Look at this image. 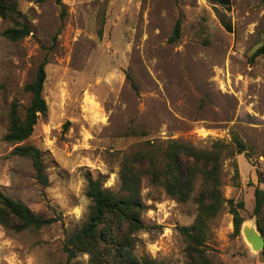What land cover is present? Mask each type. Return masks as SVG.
Segmentation results:
<instances>
[{"label": "rangeland", "instance_id": "obj_1", "mask_svg": "<svg viewBox=\"0 0 264 264\" xmlns=\"http://www.w3.org/2000/svg\"><path fill=\"white\" fill-rule=\"evenodd\" d=\"M17 3L19 22L31 33L11 42L2 36L11 23L0 19V190L54 222L19 233L0 226V264H67L65 239L89 205L85 175L116 192L124 154L170 139L211 149L236 132L249 160L223 162L221 190L225 199L243 201L244 222L255 223L253 190L264 188L256 176L264 173V56H250L263 42L264 0ZM176 22L179 37L171 41ZM43 60L47 112L24 144L42 153L46 187L2 139L10 104L28 105L23 87ZM142 200L148 210L135 256L187 264L179 228L194 222L193 199L179 203L146 180ZM232 232L225 205L209 224L207 251L215 263L264 264V250L253 252Z\"/></svg>", "mask_w": 264, "mask_h": 264}, {"label": "trees", "instance_id": "obj_2", "mask_svg": "<svg viewBox=\"0 0 264 264\" xmlns=\"http://www.w3.org/2000/svg\"><path fill=\"white\" fill-rule=\"evenodd\" d=\"M55 2L61 5V0ZM217 2L230 4V0ZM0 19L11 23L2 33L11 42H17L31 33L26 23L19 22L22 13L17 0H0ZM179 31L180 23L176 22L171 41L178 39ZM262 36L263 42L253 51L250 61L264 56V28ZM45 65L43 60L34 78L23 87V91L30 96L28 105L22 108L16 100L10 104L7 130L2 138L14 146L11 155L30 161L34 178L43 187L48 185V177L42 153L24 142L31 137L39 116L47 112V104L42 96ZM127 77L135 87L132 78L129 75ZM236 155H244L249 160L248 148L236 132L231 134L230 143L216 141L211 149H198L170 139L160 145L148 143L142 149L124 154L118 171L120 187L116 192L104 188L99 178L94 179L86 174L85 197L89 205L81 225L65 239L63 251L67 256V264L155 263L150 259L141 262L135 256V234L145 228L142 216L148 210L142 200L146 180L179 203L193 199L196 205L194 222L188 227L179 228L187 264H217L207 251L210 222L225 205L232 218L234 237L240 236L244 222L241 216L244 202L225 199L221 190L223 162ZM256 176L258 184H264V173L257 171ZM253 198V216L258 231L264 237V188L255 187ZM53 222V219L35 213L20 200L0 190V226L3 228L15 233L38 231ZM80 256H86L87 262L76 260Z\"/></svg>", "mask_w": 264, "mask_h": 264}, {"label": "water", "instance_id": "obj_3", "mask_svg": "<svg viewBox=\"0 0 264 264\" xmlns=\"http://www.w3.org/2000/svg\"><path fill=\"white\" fill-rule=\"evenodd\" d=\"M255 217V216H254ZM243 222L240 229V234L243 236L247 245L253 252H261L264 250V237L260 234L256 226V218L255 223H249V226H246Z\"/></svg>", "mask_w": 264, "mask_h": 264}, {"label": "bare ground", "instance_id": "obj_4", "mask_svg": "<svg viewBox=\"0 0 264 264\" xmlns=\"http://www.w3.org/2000/svg\"><path fill=\"white\" fill-rule=\"evenodd\" d=\"M246 226H249V223H245Z\"/></svg>", "mask_w": 264, "mask_h": 264}]
</instances>
